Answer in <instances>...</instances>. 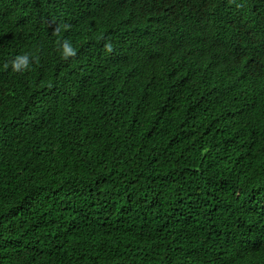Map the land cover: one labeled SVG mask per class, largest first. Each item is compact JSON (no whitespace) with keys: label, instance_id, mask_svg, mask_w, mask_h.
Returning a JSON list of instances; mask_svg holds the SVG:
<instances>
[{"label":"trees","instance_id":"1","mask_svg":"<svg viewBox=\"0 0 264 264\" xmlns=\"http://www.w3.org/2000/svg\"><path fill=\"white\" fill-rule=\"evenodd\" d=\"M158 1L0 9V264H264V0Z\"/></svg>","mask_w":264,"mask_h":264},{"label":"clouds","instance_id":"2","mask_svg":"<svg viewBox=\"0 0 264 264\" xmlns=\"http://www.w3.org/2000/svg\"><path fill=\"white\" fill-rule=\"evenodd\" d=\"M239 7V5H238ZM65 29L69 27L68 25L64 26ZM54 31H59V29H55ZM59 51L63 59H68L70 57H75L77 55L76 49L73 47L72 43L69 40L58 41ZM104 49L107 52L113 51V46L111 41H107L104 44ZM33 62L38 63V56H31L29 53L20 52L15 55V57L9 62L11 66V70L16 73H22L25 71L31 70V66ZM5 68L9 67V64L4 65Z\"/></svg>","mask_w":264,"mask_h":264},{"label":"bare ground","instance_id":"3","mask_svg":"<svg viewBox=\"0 0 264 264\" xmlns=\"http://www.w3.org/2000/svg\"><path fill=\"white\" fill-rule=\"evenodd\" d=\"M20 1H22V0H13V2H8V4H4L3 3V0H0V9H2V10H8L9 9V7L10 6H19L20 5ZM164 1H169V0H160V1H158L157 3L159 4V5H163V3L162 2H164ZM172 2V1H171ZM65 5H69L68 3H66ZM182 6V5H181ZM51 7H53V6H51ZM53 9H58V8H54L53 7ZM62 10V13H63V15L64 16H66V17H68V18H70V17H72V13L71 12H69V11H67V10H65V9H61ZM76 12H81V11H83L82 10V8L81 7H79V8H77V10H75ZM134 11V13L135 14H139L136 10H133ZM130 14V13H129ZM15 17H18V16H16L15 15ZM55 171H58V169H56Z\"/></svg>","mask_w":264,"mask_h":264}]
</instances>
